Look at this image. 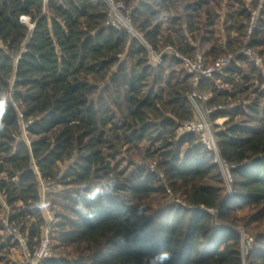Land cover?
Segmentation results:
<instances>
[{"label":"trees","instance_id":"16d2710c","mask_svg":"<svg viewBox=\"0 0 264 264\" xmlns=\"http://www.w3.org/2000/svg\"><path fill=\"white\" fill-rule=\"evenodd\" d=\"M117 1L138 3L132 24L163 54L158 66L143 41L106 26L103 0H0V194L10 222L37 243L41 181H61L82 187L61 197L56 224V247L76 255L42 264H244L239 227L255 239L247 263L264 264V76L242 52L264 54V6L249 35L260 0ZM168 47L207 65L234 55L198 86L211 94L210 118L226 119L217 142L232 166L229 194L213 152L178 133L195 116V84ZM122 149L144 151L155 168ZM169 190L184 204L153 208ZM3 231L0 264L17 245Z\"/></svg>","mask_w":264,"mask_h":264},{"label":"built area","instance_id":"2783aa9c","mask_svg":"<svg viewBox=\"0 0 264 264\" xmlns=\"http://www.w3.org/2000/svg\"><path fill=\"white\" fill-rule=\"evenodd\" d=\"M46 1V0H45ZM108 8V19L106 26L116 28L118 30H127L129 33L138 37V31L134 28L132 24L133 10L135 5L128 7L124 2L117 0H103ZM264 6V0H260L257 8L249 7L251 12V20L249 23L248 34L251 35L254 28L257 26L260 11ZM30 18L27 16L22 17L23 23H28ZM33 25L31 26V28ZM249 37V36H248ZM143 40L144 38L141 37ZM250 38V37H249ZM144 43L149 49L151 63L154 66H158L163 59V54L157 53L153 50L145 40ZM166 52L172 56H176L183 60V65L186 72L193 76L195 88L189 96V99L194 107V118L190 121L185 122L181 125L178 130L180 135L193 133L197 134L200 141L207 147L208 150L213 152L214 160L217 162L221 169L225 179L230 186V193L232 190L233 176H232V166L222 157L220 149L217 142V133L219 128L215 121H213L210 116L216 108H211L208 106L210 101V93H202L198 90L200 82L204 79H212L215 73L222 71L226 66H228L233 60L234 55L230 54L227 57H222L217 59L211 65H207L204 56L198 53L195 58H189L178 52L173 47H168ZM243 54L248 58L249 62L255 65L264 76V56L260 54L257 50L245 46L242 50ZM23 134L27 138L26 125L22 122ZM54 182L41 181V210L46 220L43 228V232L40 240L37 243H32L27 235L22 233L19 227L11 223L9 217L3 220L4 232L14 241L20 248V260L19 264H42L45 259L52 256V236L55 231L57 218L55 213L51 209L49 195L54 192ZM4 204L6 201L2 198ZM241 233L242 240V256L244 264H246L247 259L254 247V236L245 231L243 227L238 228Z\"/></svg>","mask_w":264,"mask_h":264},{"label":"rangeland","instance_id":"374dc122","mask_svg":"<svg viewBox=\"0 0 264 264\" xmlns=\"http://www.w3.org/2000/svg\"><path fill=\"white\" fill-rule=\"evenodd\" d=\"M137 4L138 3L136 2L134 5H137ZM27 24L30 27L32 26L30 21ZM141 37H143L142 34H140L138 32V37L137 38L144 42V40ZM164 50H162V52ZM263 56H264V54H263ZM222 120H223V118H219V119H217L215 121L216 124H217V127H218L219 124L222 125V123L224 122V121L222 122ZM25 138L26 137H24V139ZM125 150L126 149H122L120 156L126 158V160H130V158H132L133 162L135 163V165L137 167L138 166H145V167H149V168H152V169L155 168V164L156 163L149 162V161L145 160L144 151L139 152L138 154H134L133 152L127 153ZM125 166H127V163H125L123 165V167H125ZM135 169H136L135 167H132L130 170L133 171ZM131 171L128 174H130ZM222 172H223V170H222ZM226 184H227V193L229 194L230 193V186H229L227 180H226ZM54 187H55L54 192L51 193L48 197H49V200H50L51 209L55 213V216H56L57 222H58L59 221V215L64 212V209H63V206H62L63 201H62L61 197L65 193H68V192H71V191H76L77 189H81L82 187H76V186L65 187L63 184H61V181L55 182ZM2 198H4V197L0 194V204L3 206V209L0 210V223L3 225V220L5 218L9 217L10 214H11V208H9L7 206V204L3 203ZM159 200L160 199L158 198V196H154L153 200L151 201L153 208H158V206L161 205V204H166V205L167 204L168 205L169 204L170 205L171 204H177V205L184 204V202L179 197L174 196L171 193L170 190L168 191V193H167L166 197L164 198V200H162L163 202L161 200L160 201ZM3 233L6 235V237L9 238V236L4 231H3ZM56 234H57V231L55 229L54 234L52 236V240H53L52 241V252H53L52 256L57 255L58 257L63 256V257H67V258H74L75 255H76V252L72 251V248L65 249V248H57L56 247L57 244H58V242L56 241V238H55ZM1 254L4 257V260H3L2 264H19L20 248H19L18 245H15L14 247H11L8 251H3V253H1ZM246 264H248V263L246 262Z\"/></svg>","mask_w":264,"mask_h":264},{"label":"crops","instance_id":"0c3cea01","mask_svg":"<svg viewBox=\"0 0 264 264\" xmlns=\"http://www.w3.org/2000/svg\"><path fill=\"white\" fill-rule=\"evenodd\" d=\"M225 120H226V119H223L222 122L225 121ZM219 125H220V124H219Z\"/></svg>","mask_w":264,"mask_h":264},{"label":"water","instance_id":"95a60500","mask_svg":"<svg viewBox=\"0 0 264 264\" xmlns=\"http://www.w3.org/2000/svg\"><path fill=\"white\" fill-rule=\"evenodd\" d=\"M33 27H34V26H33ZM33 27H32V28H33Z\"/></svg>","mask_w":264,"mask_h":264}]
</instances>
